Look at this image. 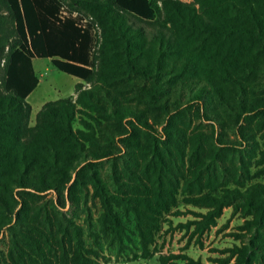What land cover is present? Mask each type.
<instances>
[{
	"label": "trees",
	"instance_id": "obj_1",
	"mask_svg": "<svg viewBox=\"0 0 264 264\" xmlns=\"http://www.w3.org/2000/svg\"><path fill=\"white\" fill-rule=\"evenodd\" d=\"M34 59H48L80 82L75 99L44 103L30 126L26 99L39 84ZM258 74L264 76V0H0V235L14 222L20 227L4 264H99L93 258L98 242L87 246L83 226L61 216L79 204L70 184L79 161L91 172L93 199L113 240L120 244L126 232L115 210L123 206L145 251L163 195L151 199L139 182L142 187L123 201L111 198L97 164H115L126 153L137 162L140 153L150 154L158 170L169 158L162 147L163 138L175 137L172 131L180 137L169 142L172 155L183 164L186 141L174 122L192 109L219 132L212 135L214 149L241 147L256 130L264 132V95L251 94L248 85ZM130 75L149 82L136 96L164 114L155 122L163 125L160 133L143 110L110 91ZM205 92L224 105L223 112L204 104ZM88 110H109L103 135L83 120V129H74L76 117ZM45 195L52 208L42 214L30 202ZM203 199L214 207L210 214L237 199L258 227L264 224L263 184ZM237 252L245 261L248 251Z\"/></svg>",
	"mask_w": 264,
	"mask_h": 264
},
{
	"label": "rangeland",
	"instance_id": "obj_2",
	"mask_svg": "<svg viewBox=\"0 0 264 264\" xmlns=\"http://www.w3.org/2000/svg\"><path fill=\"white\" fill-rule=\"evenodd\" d=\"M181 1L190 3L192 0ZM33 69L39 84L26 99L31 106L30 126L34 125L35 115L44 103L61 98L75 99L74 88L80 82L59 72L48 59H34ZM148 84V81L130 75L110 87V91L123 104L143 110L149 122L160 133L163 125H155V122H162L164 114L136 96L140 87ZM126 85H130L127 90ZM248 85L251 94L264 95L263 75L250 76ZM84 86L89 88L88 85ZM208 92L204 94V104L217 105L219 111L223 112L224 105ZM187 97L188 91L185 92V101ZM86 112L88 114L76 117L74 129H83L80 124V120H83L94 127L97 135H103L111 119L109 110L107 113ZM194 112V109L186 111L174 122L186 141L185 144L181 143L185 147L183 164H179L173 157L172 144L169 143L174 144L180 139L175 131H172L174 138H163L166 146L162 149L166 150L169 158L165 159V164L158 170H155L150 154L140 153L135 154L137 162L126 153L115 164L110 161L97 164V172L111 198L117 197L123 201L122 198L133 195L139 186L142 187L141 184L145 189L148 188L151 199H155L156 194L163 195L164 204L157 207L154 220L149 224L151 232L145 251L132 214L123 206L115 210L126 232L120 244L113 240L103 224V209L98 200L93 199L91 172L82 168L81 161L72 171L70 184L74 187V196L79 199V204L69 205L61 216L83 226L87 246L94 247L93 240L98 242L93 258L99 264H186L188 259L201 264H264V224L260 227L255 224L254 213L234 199L219 212L210 214L214 207L208 200H200L203 196L220 198L225 190H244L255 183L264 185V132L256 130L253 139L233 150L214 149L217 145L213 143L212 135H218L217 131L214 134L210 123ZM198 137L199 144L195 143ZM30 204L33 210L40 209L42 214L46 210L51 211V196L36 197ZM18 224L14 222L0 235V264L8 262L14 236L19 234ZM89 231L96 234V238L87 237ZM237 249L248 251L245 261L239 257Z\"/></svg>",
	"mask_w": 264,
	"mask_h": 264
}]
</instances>
